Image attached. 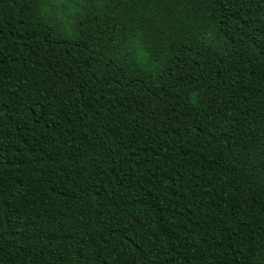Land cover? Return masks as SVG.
Returning a JSON list of instances; mask_svg holds the SVG:
<instances>
[{"label": "trees", "instance_id": "1", "mask_svg": "<svg viewBox=\"0 0 264 264\" xmlns=\"http://www.w3.org/2000/svg\"><path fill=\"white\" fill-rule=\"evenodd\" d=\"M0 264H264V0H0Z\"/></svg>", "mask_w": 264, "mask_h": 264}]
</instances>
